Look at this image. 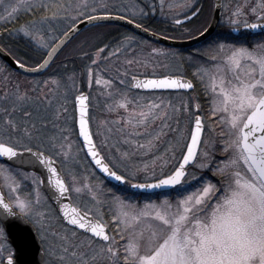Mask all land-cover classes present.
I'll use <instances>...</instances> for the list:
<instances>
[{"label": "snow or ice", "instance_id": "snow-or-ice-1", "mask_svg": "<svg viewBox=\"0 0 264 264\" xmlns=\"http://www.w3.org/2000/svg\"><path fill=\"white\" fill-rule=\"evenodd\" d=\"M3 6V14L0 20L11 21L18 18L21 12H28L37 8L35 0H0ZM47 8L48 5H39ZM86 7V5H84ZM244 6L237 7L233 16L243 14ZM251 11L257 14L258 21H264V0H257ZM196 13H193L195 15ZM55 19V15L52 17ZM89 20L97 17H88ZM49 22V17H41L39 21H32L22 25L19 29L25 37H30L41 48H47L45 42L44 25ZM75 22V18H73ZM177 24L181 21L176 20ZM233 24L237 20H232ZM140 27V25H137ZM244 28L249 30L260 29V35L264 36V23H244ZM75 28L64 33V38L69 37ZM205 31H208L207 29ZM53 38L50 36L49 40ZM63 40L60 41L63 44ZM59 46H53L48 52V57H53ZM106 50L100 49L102 53ZM155 51V50H154ZM217 52L221 54L220 62L213 57V68L203 67L197 70L195 75L200 77L201 83L210 79V91L212 115L217 118L222 131L219 139L224 141L223 152L225 159L219 165H215L216 173L221 176L222 183L219 186L206 181L203 176H191L186 171L187 167L196 164L201 158L198 145L203 143V123L200 116H196L194 127L191 128L190 142L186 143V152L183 158L177 161L178 166H172L167 172L162 166L161 176L155 173L149 176L148 168L129 167L124 164V171L118 173V165L105 162L93 142L89 130L87 118V97L80 95L76 97V104L79 111V135L83 138L87 153L92 157L95 165L101 172L115 180L119 185L131 189H179L178 198L175 202L165 198L155 203L148 202L143 208L133 206L130 202L120 196L113 194L111 207L115 209L113 220L117 225L118 232L131 231L121 253L119 245L114 236L106 232L107 225L103 222L102 216L98 219H91L88 213H81L77 208L68 204L61 205V212L69 226L91 233L87 244L80 242L72 243L77 235L72 231L70 236L67 231L63 235L59 233L49 234L43 227L42 221L46 215L41 212L39 200L33 201L31 197L22 198L16 195L14 199L5 200L0 195V238H3L9 225L17 222L41 223L37 232H42L40 241L42 245H48L54 252H59L60 264H264V43H259L255 48L246 46H229L220 44ZM19 67L24 68L22 61L17 60ZM48 59L38 65L32 71H38L48 65ZM93 65L96 63L94 60ZM128 63H131L129 61ZM93 76L89 68V77ZM136 89H193L194 85L178 77L165 76L162 79L137 80ZM52 83L59 87L56 80L46 81L45 86ZM100 83V79H96ZM123 83V81H121ZM39 88L37 85L32 91ZM209 85H206V92ZM51 91V90H50ZM6 100L12 105L13 112L23 114V127L11 118L4 120L3 127H0V157H6L8 161L21 157L24 153L35 158V161L46 168L48 173L47 184L59 198H64L69 193V188L60 177L54 161L46 157L44 152L32 150L30 142L40 139L34 134L39 132L35 123L29 126V120L33 111H40L42 100L40 97H33L29 91H20L17 85L15 92ZM47 107H50L52 100L45 95ZM129 101L125 100L118 104L120 108H126ZM45 107V111H47ZM163 104L149 102L146 110L139 113L133 112L127 124L134 129L144 127V132L135 131L130 135L139 137L142 135L152 136L148 130V121L170 120L167 112L157 115L163 108ZM169 108L171 105L168 106ZM199 105L196 108L199 109ZM183 110L190 113V104L185 103ZM7 111V109H5ZM179 113L181 109L173 110ZM177 127L170 131L179 133V116L175 117ZM161 133L153 136L159 139ZM55 138H52L54 141ZM66 139V138H65ZM27 141V143L25 142ZM51 142V141H50ZM70 149V145L68 146ZM140 149L150 152L154 145L149 141L146 145H137ZM64 145H61V149ZM19 149H23L20 151ZM174 152L175 149L173 148ZM67 158L68 152H64ZM128 159L125 153L121 163ZM203 160L208 163L196 164L200 169H211L214 161L210 159L207 151L203 153ZM145 180H153L148 183H133L139 180L141 175ZM19 173H13L11 169L0 167V178L10 192L16 193L20 188L17 182ZM43 184V181H41ZM92 193V200L101 203L99 197L102 191H94L90 186L84 185ZM81 187H73L78 195L82 193ZM100 215V214H98ZM53 237L49 245L47 237ZM121 239H124L121 234ZM100 243L99 248L95 247ZM106 245V247L104 246ZM48 247L44 248V255L48 254ZM7 251V248H0ZM121 255L123 259L121 260ZM0 264H4L0 258ZM7 264H16L11 252L8 254Z\"/></svg>", "mask_w": 264, "mask_h": 264}, {"label": "rangeland", "instance_id": "rangeland-1", "mask_svg": "<svg viewBox=\"0 0 264 264\" xmlns=\"http://www.w3.org/2000/svg\"><path fill=\"white\" fill-rule=\"evenodd\" d=\"M54 1L35 0L38 6L46 4L50 7H53ZM179 1V11H181L186 6V2L184 0ZM8 2L10 0H5V3ZM65 8L67 13L63 18L64 22L61 21L59 23L62 30H67L79 19L96 14V12L105 14L111 11L113 13L114 11L115 14L124 13L131 16L138 14V6L131 0H69ZM33 10L26 13H31ZM3 11V6H0V14H3ZM73 18H75V22H73ZM13 20H0V27L11 24ZM50 22L44 25V31L42 33L45 42L48 44L47 48H41L30 37H25L19 31L22 25L28 23H21L15 26L14 29L12 27V30L7 35H2V42H5L6 46L11 48V53L14 56H17V52L33 49L36 52L33 51L29 54L33 58L40 56V60L47 49L57 39V31L50 27ZM52 22L54 24L55 20H52ZM99 27L98 25L89 27L77 35L58 55L60 62H54L39 77H16L0 62V127H3L4 120L9 118L23 127V114L13 112L11 102L5 99L6 94L11 96L15 92L17 85H19L20 91H29L33 97L41 98L42 104L40 111L37 112L34 110L33 116L28 122L29 126L32 123L36 124L39 132L34 135L39 136L40 139L34 138L30 142V146L44 151L58 162L68 184L70 200L73 205L78 206V208L89 213L96 219L102 216L103 222L108 227L110 237H115L116 243L119 245L121 253H123L124 245L127 243V238L131 235V231L118 232L117 225L113 220L115 209L111 207L113 194L120 196L125 200V203L130 202L133 206L143 208L148 202L158 203L165 198L175 202L180 190L175 189L173 193L162 195L143 193L133 195L127 193V186H123L121 187L122 190L113 192L112 194H109L108 190L107 195L105 184L103 183L104 180L97 175L87 162L76 136L74 128V97L76 94L82 89L87 93L89 129L94 143L108 163L118 165V168L115 169L118 173L124 171V164H127L130 168L139 167L143 169L147 166V174L149 176L154 172L157 177H160L162 166L165 165V162H167V166L163 168L164 172H167L172 166H176L187 143L193 117L199 115L202 118L204 130L203 143H201L199 148L201 158L197 159L196 164L208 163V161L202 159L203 153L207 151L210 159L214 161V166L211 169H200L196 164H193V168L188 170L189 179L193 175L199 177L201 174L206 175L209 172L210 174H207L208 176L205 180L211 181L209 176L211 175L213 178H216V174H218L213 172L215 165H219L225 159L223 152L224 141L219 139V134L222 129L219 126L217 118L210 111L212 97L210 91L211 81L210 79H206L205 83H201L200 77L195 75L198 69L204 67L203 65H199L196 70H192L197 81L198 90L195 89L187 94L136 92L130 88V79L132 77L182 74L185 72L186 67H189L190 56H180V53L171 51L170 49L151 44L147 45L129 33L113 32L114 27L111 30L104 31ZM107 34H109V37H103ZM50 36L53 38L51 41L49 40ZM9 40L14 41V44L7 45ZM104 48L106 50L101 53L99 50ZM213 57H216V62L218 63L221 60V54L216 52L209 59V68L214 67ZM20 58L23 60L22 57ZM39 60L33 63L36 64ZM94 60L96 63L93 65L92 62ZM129 61L131 63H128ZM89 68L93 72L91 78L89 77ZM97 78L100 79L99 84L96 83ZM52 80L58 81L59 87L52 83H48L45 86L46 81L50 82ZM37 85H39V88L33 92L32 89ZM206 85H209L207 92ZM198 91L206 93V97L205 95L200 96ZM45 95L48 96V99L52 100L50 107H47V101L44 100ZM125 100L129 101L126 108L118 107V104ZM149 102L164 105L158 111L157 115L162 116L164 112H167L173 118L165 120L163 124L159 119L148 121V130L152 132V136L142 135L136 137L130 135V133L135 131L144 132V127L134 129L126 121H128L133 112L139 113L141 110H146V105ZM185 103L190 104L191 114L183 110ZM197 104L200 106L199 109L196 108ZM169 105H171L170 108L168 107ZM45 107H47V111L44 110ZM177 108L181 109L179 113L173 111ZM177 115L179 116V133L170 131V128L175 129L177 127L175 119ZM164 124L169 125L170 128L164 127ZM157 133H161L159 139H153V136ZM52 138H55L54 141ZM149 141H152L154 145V148L150 152L137 147L139 144L146 145ZM25 142L27 143V141ZM61 145H64L63 149H61ZM69 145L71 146L70 149L68 147ZM173 148L175 149L174 152L172 151ZM64 152H68L67 158ZM125 153L128 154V159L121 163ZM0 167L11 169L13 173H19L17 182L20 184V188L16 193L10 192L9 188L4 185L2 178H0V184L7 200L14 199L16 195L22 198L31 197L33 201L38 199L40 203L39 210L47 217L46 220L42 221L44 229L49 234L59 233L63 235L67 231L70 236L74 230L63 225L54 207L42 191L40 179L36 174L12 168L1 163ZM147 181H151V179L145 180L142 174L139 180H133L132 182ZM211 182L216 185L218 183V181ZM84 185L90 186L94 191H102L103 195L99 197L101 203L92 200V193H89L87 189H83ZM73 187H81L83 189L82 193L78 195L72 190ZM34 226L37 231L41 223H37ZM37 234L40 239L43 233L37 232ZM121 234L124 239H121ZM5 238V235L3 238H0V248H7V251L0 250V258L3 260L10 252ZM89 238L90 236H85L78 232V238L76 235L71 242L76 244L78 240V244L80 242L87 244ZM47 239L50 245L53 237L49 235ZM100 246V243L95 245L97 248ZM104 246L106 247V245ZM43 247H48V245H43ZM60 255L61 253L54 252L51 247H48V254L45 255L43 264H60ZM122 259L123 255H121Z\"/></svg>", "mask_w": 264, "mask_h": 264}, {"label": "water", "instance_id": "water-1", "mask_svg": "<svg viewBox=\"0 0 264 264\" xmlns=\"http://www.w3.org/2000/svg\"><path fill=\"white\" fill-rule=\"evenodd\" d=\"M220 7H221V0H213V10H212V18L210 21L209 26L206 28L208 31H202L196 36L189 37V38H183V39H176V38H168L165 36H162L158 33H155L149 29H146L145 27L141 26L140 24L128 19L127 17H124L119 14H113V13H98V14H91L86 17L81 18L77 22H75L71 27H69L65 32H69L70 29L75 28V31H72L69 37L64 38V33L50 46V48L47 50L45 53L44 57L42 60L34 66H28L25 65L24 68L19 67V65L16 63V59L10 55L9 52H7L1 45H0V59L6 63L13 71H16L20 74L26 75V76H37L45 72L50 65L53 63L54 59L56 56L62 51V49L74 38L76 37L80 32L83 30L95 26V25H101V24H110V25H115L119 26L121 28H124L140 37H143L149 41L167 46V47H174V48H185V47H190L192 45L198 44L199 42L203 41L206 39L214 30L215 25L219 19L220 16ZM97 17V19L89 20L88 17ZM252 23H264V21H256ZM137 25H140V27H137ZM249 30V29H248ZM251 32H261L260 29L256 30H249ZM63 40V44L60 43V41ZM58 45L59 47L57 48V52L54 54L53 57H48V52L52 50L53 46ZM45 59H48L49 63L46 67L40 68L38 71H32V69H36L38 65L43 64ZM165 76H171V77H178L181 78L184 81L193 82L185 76H180V75H164V76H135L137 80H148V79H162ZM135 81L133 80V77L131 78L130 82V87L133 90L139 91V92H158V91H190L187 89H136L134 87ZM194 85V84H193ZM83 95L87 97V118H88V95L84 90H81L79 93L76 94L74 97V125H75V131H76V136L78 138V141L80 143V146L88 160V162L91 164V166L94 168L97 174H99L105 181L112 183L116 186H124V185H119L115 180L110 179L107 174L103 173L100 171V169L95 165L94 161L92 160V157L88 155L87 153V148L84 145L83 138L79 135V111H78V106L76 104V97ZM195 115L193 117L192 125L191 128L194 127L195 124ZM201 117V116H200ZM202 119V118H201ZM203 123V122H202ZM90 130V129H89ZM203 130H204V125H203ZM203 135V133H202ZM191 138V129L189 133V137L187 142H190ZM93 139V138H92ZM94 142V140H93ZM95 144V143H94ZM198 145V149H199ZM97 148V147H96ZM20 151H23V149H19ZM34 152L40 151L35 148H32ZM98 150V149H97ZM186 145L184 148L183 152H186ZM43 152V151H42ZM46 157H51L47 153H45ZM183 154V153H182ZM101 155V154H100ZM102 156V155H101ZM183 156L181 155L180 159L181 160ZM51 159L55 162L54 166L57 168L58 173L60 177L65 181L66 186L68 187V184L65 180V177L62 173V170L60 168V165L56 160H54L52 157ZM0 161L10 165L15 168L22 169L24 171H29L34 174H36L39 179H40V187L44 194L46 195L47 199L49 202L52 204L54 207L55 211L61 218L62 222L69 226L67 224V221L63 217V213L61 212V205L62 204H68L70 207L77 208L81 213H85V211L81 210L80 208L76 207L73 205V203L70 200V195L69 193L66 195L64 198H59V194L54 192V189H51L50 186L47 184V179H48V173L46 168L43 166L39 165L34 157H31L29 154L24 153L23 156L15 158L13 161H8L6 157H0ZM106 162V160H105ZM178 166V165H176ZM41 181H43V184H41ZM148 183L154 182L153 180L147 181ZM133 183H145V182H133ZM69 188V187H68ZM129 188V187H128ZM129 190L137 193H144V194H153L157 192H162V191H167L170 190L169 188H162V189H151V190H140V189H131ZM0 195H3L6 201H8L5 197V194L3 192L2 186L0 184ZM89 218L91 219H96L92 215L88 213ZM71 228H75V226H69ZM78 231L85 233L89 236H91V233H87L84 230L78 229ZM106 232L109 235L108 229L106 228ZM6 241L11 245L13 248V256L16 261V264H43V257H44V250L43 247L40 243V240L37 236L36 229L32 223H27V222H17L14 224L9 225L7 228L6 232ZM7 259L6 257L3 262L4 264H7Z\"/></svg>", "mask_w": 264, "mask_h": 264}, {"label": "flooded vegetation", "instance_id": "flooded-vegetation-1", "mask_svg": "<svg viewBox=\"0 0 264 264\" xmlns=\"http://www.w3.org/2000/svg\"><path fill=\"white\" fill-rule=\"evenodd\" d=\"M138 6V14L131 16L129 14L118 13L128 19L140 24L141 26L149 29L155 33L168 38H189L198 35L204 31L210 24L213 10V0H184L186 6L179 11V0H131ZM257 0H221L220 16L215 25L212 33L203 41L198 44L185 48H172L166 47L154 42L148 41L140 36L133 34L126 29H120L118 32L129 33L134 38L145 42L147 45H156L171 51L178 52L182 50L185 52V56H190L189 67H186L184 73L180 74H166V75H181L188 77L193 83L194 88L189 91L192 92L195 89L198 90L197 81L192 70H196L199 65L209 68V59L217 52L220 44L229 46H246L249 48H255L259 43H264V36L260 35V32H251L244 28V23L256 22L257 14L251 12V7H254ZM240 4V5H239ZM243 5V14L240 16H233V12L237 7ZM193 13H196L193 15ZM176 20L181 21L180 24L176 23ZM232 20H237L236 24L232 23ZM143 39V40H142ZM182 56V55H180ZM164 76V75H160ZM189 92H158V93H180L187 94ZM202 94H201V93ZM156 93V92H147ZM198 94L205 95L206 93L198 91ZM191 167V166H190ZM188 166L186 171L190 169ZM122 190V188H120ZM169 191V190H167ZM166 191V192H167ZM165 192V191H164ZM135 193V192H134ZM78 207V206H76ZM78 238V229H75ZM39 237V236H38ZM41 242V241H40ZM78 244V240L76 242ZM42 245V244H41ZM43 247V245H42ZM44 250V247H43ZM11 253L13 254V248L11 247ZM45 257V255H44ZM43 257V258H44Z\"/></svg>", "mask_w": 264, "mask_h": 264}, {"label": "trees", "instance_id": "trees-1", "mask_svg": "<svg viewBox=\"0 0 264 264\" xmlns=\"http://www.w3.org/2000/svg\"><path fill=\"white\" fill-rule=\"evenodd\" d=\"M101 1H103V0H101ZM68 2H69V0H55L54 3H53V7L48 6L47 8H44L42 6H38L37 8H34V10L31 13L21 12L18 15V18L14 19L11 24H8V25L1 26L0 27V44L3 47H5L6 49H8L10 52H12L10 50L11 48H9L8 46H6V43L5 42H2V35H7V33L9 31H11L12 29H14L15 26L20 25L21 23H28L29 24L32 21H38V20H40L41 17H49V21H51V22H52V20H55L54 24H52L53 22L52 23L50 22V24H51L50 27H52V29H54V30L57 31L56 37L58 38L66 30V29L65 30H62V27L59 26V23L61 21L64 22V19L63 18L66 16V13H67L65 7H66V3H68ZM42 5H44V4H42ZM96 13H100V12H96ZM110 13H112V11ZM113 13H114V11H113ZM54 15H55V19H52V17ZM98 26H100L99 28L103 29V31L104 30H108V29L111 30L112 27H114L113 28V30H114L113 32H118V30L120 31V29H121L120 27H117V26H114V25H110V24H101V25H98ZM106 36L109 37V34L104 35L103 37H106ZM110 37H111V35H110ZM18 40H20V39H18ZM12 44H14V41L9 40V43L7 45H12ZM33 51H34L33 49H29V51L17 52L18 54L16 53V55L18 56L17 58L20 59L23 63L30 64L31 65L33 62H37V60H39V58H40V56H38V58L31 57V55L29 53H31ZM34 52H36V51H34ZM178 53H180L182 56H185V52L182 51V50H178ZM20 57H22L23 60ZM59 60L60 59H58V56H57V58L54 60V62H60ZM0 62L5 66V68L9 72H11L12 74H14L16 77H27V76H24L23 74H20L18 72H15V71L11 70L3 61L0 60ZM190 168L192 169L193 168V165ZM213 172L216 173V170H214ZM207 174L206 175L205 174L204 175L201 174V176H203L204 179H206V177L210 173L208 175ZM216 176H217L216 178H213L210 175L209 178L211 179V181H214V182H217L218 181L217 186H219L220 183H222V179H221V176L220 175L216 174ZM103 183L105 184V188H106V191H107V195H108V190H109V194H112L113 192H116V191L118 192L120 190L119 187H116V186H114V185H112V184H110V183H108L106 181H104ZM174 191L175 190L172 189V190H169L167 192L166 191L165 192H159V193H156V194L157 195H162V194H167V193H173ZM127 193L135 195L134 193H132L129 190L127 191ZM81 234L83 235V233H81ZM10 250L11 249L9 247V251Z\"/></svg>", "mask_w": 264, "mask_h": 264}]
</instances>
